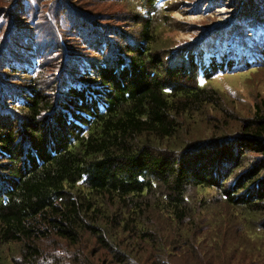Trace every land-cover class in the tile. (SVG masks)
Returning a JSON list of instances; mask_svg holds the SVG:
<instances>
[{
    "label": "trees",
    "instance_id": "16d2710c",
    "mask_svg": "<svg viewBox=\"0 0 264 264\" xmlns=\"http://www.w3.org/2000/svg\"><path fill=\"white\" fill-rule=\"evenodd\" d=\"M139 2L148 15L142 42L108 50L100 36L98 63L80 77L84 87L65 93L51 81L47 91L33 83L16 94L17 110L0 102V264H97L98 254L105 264H127L138 262L131 250L145 244L173 257L161 248L157 222L174 231L191 224V186L213 188L239 217L257 216L247 224L264 226V114L233 138L178 143L182 119L204 115L221 98L199 83L192 58L170 63L161 54L167 49L153 46L167 16L158 0ZM251 150L259 156L245 165ZM190 229L180 239L189 250L202 241Z\"/></svg>",
    "mask_w": 264,
    "mask_h": 264
},
{
    "label": "rangeland",
    "instance_id": "374dc122",
    "mask_svg": "<svg viewBox=\"0 0 264 264\" xmlns=\"http://www.w3.org/2000/svg\"><path fill=\"white\" fill-rule=\"evenodd\" d=\"M137 1L0 0V84L4 86L0 102L17 110L22 100L16 94L33 83L47 91L44 84L51 81L65 93L84 87L80 77L92 74L98 63L93 48L102 38V47L111 45L115 50L142 42L140 22L148 15ZM157 7L167 17L160 15L153 46L167 49L161 54L169 53L170 63L184 60L187 65L192 58L199 83L218 90L221 98L215 107L207 106L204 115L195 114L186 122L185 116L177 142L190 147L192 142L245 132L248 121L264 114V0H158ZM105 54L110 57L111 52ZM68 59L71 74L66 75L62 69ZM206 69L211 71L209 81L204 77ZM246 156L249 165L259 155L251 150ZM187 198L197 207V216L187 220L191 224L174 231L164 221L157 222L165 239L161 248L173 257L154 255L145 244L130 252L138 262L264 264V226L247 224L256 215L239 217L213 188L199 191L191 186ZM199 199L205 203H197ZM188 226L189 232L202 237L190 250L180 243L187 241ZM58 248L64 252L62 246ZM104 260L96 255L97 264H105ZM138 262L128 259L127 264Z\"/></svg>",
    "mask_w": 264,
    "mask_h": 264
}]
</instances>
